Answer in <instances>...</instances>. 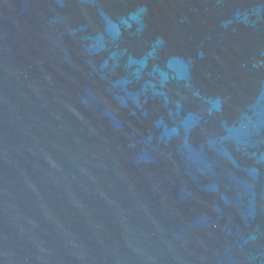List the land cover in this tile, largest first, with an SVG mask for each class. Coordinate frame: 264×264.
Segmentation results:
<instances>
[{"label": "water", "instance_id": "obj_1", "mask_svg": "<svg viewBox=\"0 0 264 264\" xmlns=\"http://www.w3.org/2000/svg\"><path fill=\"white\" fill-rule=\"evenodd\" d=\"M0 264H264V0H0Z\"/></svg>", "mask_w": 264, "mask_h": 264}]
</instances>
